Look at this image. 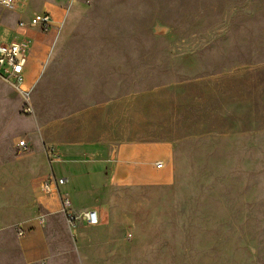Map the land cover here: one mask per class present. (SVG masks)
<instances>
[{
	"label": "rangeland",
	"instance_id": "rangeland-1",
	"mask_svg": "<svg viewBox=\"0 0 264 264\" xmlns=\"http://www.w3.org/2000/svg\"><path fill=\"white\" fill-rule=\"evenodd\" d=\"M25 1L26 6L15 10L0 7V41L16 40L21 33L32 38L24 73L28 80L40 55L34 80L27 82L24 75L33 116L26 114L20 96L0 81V264H24L14 224L24 226L22 239L27 240L34 218L42 222L39 190L50 172L67 178L60 190L69 193L73 213L105 211V194L99 193L103 189L96 194L75 192L88 182L99 183L102 167L93 166L89 178L86 170L66 163L62 155L81 144L61 125L62 112L72 119L75 70H93L100 82L107 74L114 82H126L127 75L131 83L143 82L144 76L153 83L167 76L173 81L190 79L203 84V100H195V107H203L205 114L209 104L216 125L228 127L233 117L248 119L249 111L258 122L252 139L246 131L229 138L228 128L195 139L190 168L179 172L175 186L116 191L114 195L126 201L116 204L117 210L134 219L139 233L120 238V251L114 243L91 248L88 260L264 264V0ZM46 4L57 8L49 31L18 27L20 20L28 21ZM250 70H257L256 75ZM238 90L247 97L233 100ZM20 141L26 148L18 147ZM78 154L74 151L72 157ZM38 180L39 189H34ZM43 198L57 202L52 193ZM61 217L50 222L59 233L53 244L61 247V263L79 264L81 256L83 264L87 257L79 234L85 233L84 224L65 229ZM106 227L114 238L115 226ZM95 242L88 239L86 245Z\"/></svg>",
	"mask_w": 264,
	"mask_h": 264
},
{
	"label": "crops",
	"instance_id": "crops-1",
	"mask_svg": "<svg viewBox=\"0 0 264 264\" xmlns=\"http://www.w3.org/2000/svg\"><path fill=\"white\" fill-rule=\"evenodd\" d=\"M27 3L24 0L21 6H26ZM42 10L38 13H48L53 24L52 15L56 16V6L46 4ZM34 13L30 14L29 18ZM22 35L26 34L21 33L18 37ZM31 52L32 46L27 62ZM39 61L40 55L35 61V72L33 71L34 74L29 80L28 76L24 74L27 82L34 80ZM250 71V74L255 73L256 75L257 70ZM87 72L89 73L87 74ZM92 72L94 71L75 70L73 81L76 84L77 93L74 96L72 119L67 118L65 112H62L63 117L61 116L62 127L69 131L68 135L74 136L75 142L81 143L73 149L68 147V150L62 153L63 159L68 160H65L66 163L81 166V169L86 170L84 176L89 178L93 174V166L102 167L99 183L88 182L79 188L78 192L75 190L76 193L96 194L98 189H103L104 192L99 193L102 196L103 193L105 194L106 203L103 213L100 214L95 209L99 214L100 223L96 226L84 224L85 233L79 234L83 255L87 257L83 264H92L88 260L90 255L87 254L91 248L100 246L103 248L114 243L120 251L122 249L119 243L120 238L135 237L139 233L134 219L128 218L126 214L117 210L119 206L116 204L126 201L122 196L114 195L116 191L130 187L175 186L179 172L187 171L190 168L188 157L193 155V141L198 138L210 137L211 133H217L215 130L218 132H221L223 128L232 130L227 135L229 138L234 137L235 133L246 131L250 133L249 139H252L253 135L258 132V122L252 116V111H249L248 119L233 117L230 119L228 127L222 128L221 122L216 125L215 120H210L209 104L205 107V114L203 107H195V100H203L200 93L203 84L194 83L190 79L173 81L172 77L167 76L162 81L153 83L150 82L151 78L144 76L141 78L144 80L143 82L131 83L129 75H127L126 82H114L113 75L107 74V78L100 82L101 80L95 78V74ZM123 78L122 74L121 80ZM238 80L240 84L242 78ZM254 81L257 80L254 79ZM249 90L251 102L249 104L252 105L254 98L252 89ZM238 91L239 93H235L233 100L247 97L246 95L242 97L240 90ZM235 113L239 114V110L237 109ZM80 148H84L82 152ZM74 151H78L80 157L73 158ZM157 162L162 163L160 169L155 167ZM85 165H90L91 169ZM57 178L65 177L58 176ZM39 180L34 189H39ZM51 188L48 193L39 190L42 197L40 204L45 210L42 222L40 223L34 217L30 218L24 223L31 222L33 218L36 223L29 227V230L33 232L29 239L23 240L24 235L19 238L16 236L19 254L24 264H64L61 263V247L56 248L53 244L55 235L59 233L50 225V222H54L55 218L60 215L67 226L65 229L70 228L61 210L59 200L60 194H66L69 198V193L62 192L61 186L55 188L51 185ZM50 193L55 196L56 204L44 200L43 196ZM17 225L21 224L15 223L14 230ZM106 225L115 226L116 236L114 238L110 235ZM21 226L25 234V228L23 225ZM86 233L93 237L90 235L87 237ZM88 239L95 240L96 245H86ZM79 257V264H82V258Z\"/></svg>",
	"mask_w": 264,
	"mask_h": 264
},
{
	"label": "built area",
	"instance_id": "built-area-1",
	"mask_svg": "<svg viewBox=\"0 0 264 264\" xmlns=\"http://www.w3.org/2000/svg\"><path fill=\"white\" fill-rule=\"evenodd\" d=\"M23 0H0V7L6 10H15ZM52 18L48 13H34L28 21L18 22L20 29H38L41 33H46L50 30ZM32 46V38L27 35H22L16 40L8 43L0 41V81L10 86L23 100L25 112L27 115L33 116L34 110L30 103V90L25 84L24 68L27 64V59ZM19 148H26L25 141L18 142ZM157 169L162 167V163L155 164ZM67 182L66 178H57L52 173L46 178L41 189L48 193L51 191V185L55 188L62 186ZM59 200L61 210L65 216L68 226L71 228L76 222H81L86 226H96L100 223V217L96 210H89L82 213H73L70 209V200L66 194H60ZM16 236L22 237L24 229L21 225L15 226Z\"/></svg>",
	"mask_w": 264,
	"mask_h": 264
}]
</instances>
